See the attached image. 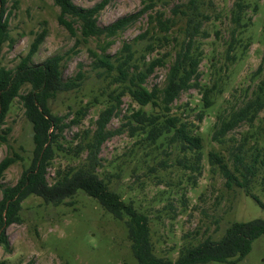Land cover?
I'll return each instance as SVG.
<instances>
[{
  "label": "rangeland",
  "instance_id": "374dc122",
  "mask_svg": "<svg viewBox=\"0 0 264 264\" xmlns=\"http://www.w3.org/2000/svg\"><path fill=\"white\" fill-rule=\"evenodd\" d=\"M98 1L72 0L81 7L92 6ZM187 1L158 0L155 9L173 16L172 7L178 5L183 10ZM233 1L204 0L203 5L209 18L201 17L200 32L205 33L199 37L203 58L198 68L202 81L219 83L220 92L215 96L214 105L198 121L195 111L187 108L199 103L200 94L194 87L181 92L171 105V112L184 116L197 127L202 145L198 167H192L189 151H179L173 146L156 148L141 140V135L130 136L125 130L106 138L98 153L101 164L98 170L101 176L110 180L109 187L147 215L153 252L159 257L174 260L185 246L195 245L206 237L218 240L233 221L264 219V164L259 166V172L249 186V194L257 196L254 197L234 183L228 186L218 165L208 156L211 150L217 151L227 158L231 168L229 151L239 141H242L247 156L256 147L261 148L258 159L264 154V109L252 123L242 122L231 129L221 142L211 138L216 115L241 106L260 79V75H253V72L264 52V0H246L249 5L246 14L251 17V22L238 36L241 43L248 44L236 46L227 56V14ZM254 4L256 11H252ZM140 7V0H109L98 13L97 24L106 25ZM6 9L10 12L9 39L0 45V65L13 67L26 54L35 33L45 28L46 36L32 55L31 64L62 54L63 78L73 76L79 68L85 72L80 87L59 92L49 101L53 113L62 115L64 122L69 123L63 129L60 146H55L54 158L47 168L46 179L52 183L56 179V167L76 166L83 161L85 152L75 153L74 144L78 138H73L74 133L93 130L94 120L103 104L90 105L80 122L71 124L74 111L92 101L94 96L102 99L104 88L109 90L111 86L91 69L88 49L96 48V41L91 38L76 42L75 36L58 23V7L53 0H7ZM179 16V13L173 16L177 20L173 34H179L185 26V19H177ZM146 26L144 14L113 36L106 52L114 53L123 41L133 40ZM150 55L155 56L156 52ZM165 73L166 66L155 67L145 85L161 84ZM129 103L127 96L121 98L118 113L111 116L107 129L115 130L120 126ZM4 128H9L6 134ZM32 133V125L16 97L0 123V136L5 137V140L0 138V159L14 153L19 158L4 171L0 187L15 184L30 164ZM247 156L245 160L248 161L250 157ZM17 216L18 219L5 228L9 250L0 246V264H138L124 221L113 217L96 199L81 190L59 204L46 203L37 195H28L22 200ZM208 264H264V236L253 239L249 251L240 260Z\"/></svg>",
  "mask_w": 264,
  "mask_h": 264
},
{
  "label": "trees",
  "instance_id": "16d2710c",
  "mask_svg": "<svg viewBox=\"0 0 264 264\" xmlns=\"http://www.w3.org/2000/svg\"><path fill=\"white\" fill-rule=\"evenodd\" d=\"M108 1L99 0L92 6L81 7L72 0H53L58 7V23L75 36L76 42L91 38L96 41V48L88 49L92 59L91 69L106 80L111 88H104L102 99L94 96L92 101L74 111V116L69 121L71 124L80 122L90 105L103 104L94 120L93 130L85 129L74 133L73 138H78L74 144L75 153L84 151L83 161L76 166L69 164L56 167V179L52 183L46 179L47 168L54 158L55 146H60L59 138H63V129L69 123L64 122L62 115L53 113L49 101L59 92L80 87L85 72L79 68L73 76L63 78L62 54H54L39 64H31L32 55L46 36L45 28L35 33L26 54L13 67L0 65V123L14 98L18 97L23 114L31 123L33 131V157L30 164L21 172L15 184L0 187V246L5 251L9 250L5 228L18 219L17 210L28 195H37L46 203L59 204L81 190L85 195L96 199L113 217L124 221L130 247L138 264H208L240 260L249 251L251 241L260 235L264 236V219L233 221L218 240L206 237L195 245L185 246L174 260L159 257L153 252L147 215L140 212L132 202H125L118 192L109 187L110 180L100 175L98 153L101 144L121 130L127 131L130 136L141 135V140L156 148L173 146L179 151H189L192 167L197 168L202 157L201 137L197 133V127L184 116L171 112V105L181 92L191 87L196 88L200 94L199 103L187 108L194 110L197 120L201 121L220 92L218 82L208 84L201 80L198 68L203 58L199 37L205 33L200 32L201 17L209 18L204 13V0H188L183 10L178 5L172 7L173 16L179 13L177 19H185V26L179 34L172 33L177 20L173 16H166L164 10L155 9L158 0H140L141 7L135 12L100 26L97 24V16ZM6 2L7 0H0V45L9 39L7 28L10 12L6 9ZM248 6L246 0H234L228 10L227 56L236 46L246 47L248 44L241 43L238 36L250 25L251 17L246 14ZM256 10L257 5L254 4L252 11ZM144 14L147 16L144 31L131 41H123L114 53L106 52L111 38ZM154 51L156 55H150ZM158 66H166L162 83L147 87L146 79ZM253 75H260V79L251 90V95L245 97L243 104L216 115L212 140L221 142L231 129L242 122L252 123L264 109V52ZM123 96H127L130 103L120 126L115 130L107 129L106 124L111 116L118 113ZM8 131L9 128L3 129L4 134ZM0 138L5 140L4 136ZM260 150L261 148L256 147L247 156L242 141L236 146L232 145L229 151V156L232 157L231 168L226 162L227 158L217 151L211 150L208 156L211 162L218 165L228 186L234 183L249 194L251 181L259 172V166L264 164V154L258 159ZM246 156L250 160H245ZM18 158L14 153L0 159V178ZM249 195L257 197L252 193Z\"/></svg>",
  "mask_w": 264,
  "mask_h": 264
}]
</instances>
